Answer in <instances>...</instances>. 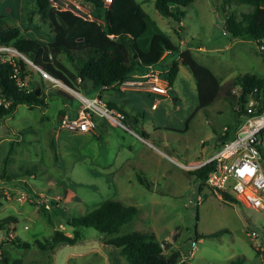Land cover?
<instances>
[{"label": "rangeland", "instance_id": "obj_1", "mask_svg": "<svg viewBox=\"0 0 264 264\" xmlns=\"http://www.w3.org/2000/svg\"><path fill=\"white\" fill-rule=\"evenodd\" d=\"M64 1L76 6L72 0ZM137 1L149 15L143 41L157 32L182 50L190 47L199 63L209 66L218 77H226L225 83L231 84L247 72L263 76L264 49L254 41L234 42L226 32L223 0H194L182 9L185 17L181 28L156 10L154 0ZM36 9L34 0H0V17L5 22L0 28L12 25L23 36L48 40L50 29ZM233 10L237 14L251 11L248 7ZM79 11L88 13L81 6ZM199 46L204 51H198ZM177 58L173 54L155 67L170 68ZM29 70L30 82L39 81V73ZM126 87L149 89L148 85ZM233 89L239 94V86ZM99 92L80 93L93 99ZM169 92V97H152L134 90H105L102 101L123 107L139 126L125 121L117 124L114 118L96 115V129L88 132L70 131L60 125L57 111L61 100L47 109L18 105L5 121L9 133L0 138V172L13 145L15 157L7 167L8 174H23L30 169L34 175L0 185V220L14 219L4 230L0 264H5L3 257L9 264L16 260L21 264H54L58 246L43 251L37 241L44 242L56 230L73 237L69 221L108 200L135 207L136 216L112 235L80 228L79 242L106 243L112 237L140 231L165 242L166 255L179 251L178 264H264V213L226 201L182 166L208 159L220 147L218 138L224 129L233 130L239 125L237 102L221 97L198 109L195 79L182 64ZM79 96L74 92L73 97L66 98L69 107L77 109L83 104ZM45 205L48 211L43 210ZM252 231L256 238L250 236ZM215 233L219 234L211 236ZM66 264L128 263L114 248L108 254L94 251L71 256Z\"/></svg>", "mask_w": 264, "mask_h": 264}, {"label": "trees", "instance_id": "obj_2", "mask_svg": "<svg viewBox=\"0 0 264 264\" xmlns=\"http://www.w3.org/2000/svg\"><path fill=\"white\" fill-rule=\"evenodd\" d=\"M34 1L36 12L50 29L49 41L23 36L18 27L7 24L0 28V44L14 47L27 56L35 67L79 93L118 89L121 83L158 64L165 53L170 52L177 54L178 59L172 62L162 77L172 86L180 71V65L186 66L196 82L198 109L214 104L221 97L236 103L238 100L245 102L249 95H252L264 103V74L258 77L247 72L237 76L231 84L229 81L224 83L207 65L199 63L190 49L180 51L178 45L157 32L152 36L149 48L144 51L138 40L147 31L149 15L137 0H75L90 11L93 19L77 15L61 5L55 6L50 0ZM193 2L194 0H154L156 10L179 24V28L185 17L182 8ZM234 7H248L251 11L237 14L233 10ZM222 9L225 12L226 32L230 33L233 39L264 44V0H223ZM4 23L0 17V24ZM19 64L20 76L28 78L29 92L16 84L12 77L11 65L0 62V97L11 103L9 108L0 105V127L20 104L42 108L47 106L43 82H30L29 68L38 72L41 80L44 78L37 69L29 67L23 60H19ZM235 86L240 87L239 94L234 91ZM120 112L124 116L127 114L121 109ZM95 116L93 114L94 118ZM123 121L128 123L125 117ZM236 127L218 138L221 144L234 136ZM10 146L0 172L2 181L9 183L21 176H33L34 172L30 169L24 170L23 174H8L7 167L14 152L13 145ZM210 171L211 167L205 166L187 172L194 173L206 185ZM202 189L203 186L200 187V190ZM1 194L2 191L0 196ZM223 198L239 203L227 194L223 195ZM2 206L3 202L0 200V209ZM42 208L44 211L49 209L47 205ZM136 214L135 207L108 200L88 214L69 221L68 226L73 230V237H69L62 230H56L51 237L46 238L44 242L37 241V244L43 251L54 250L62 243L75 244L82 238L80 228H93L100 234L112 235ZM13 221V218L0 220V229H7V225ZM217 234L219 233L211 236ZM106 243L117 248L119 255L128 264H178L181 260L179 251L166 255V243L159 242L152 233L133 231L125 236L112 237ZM2 261L9 264L4 257ZM11 264L21 263L16 260Z\"/></svg>", "mask_w": 264, "mask_h": 264}, {"label": "built area", "instance_id": "obj_3", "mask_svg": "<svg viewBox=\"0 0 264 264\" xmlns=\"http://www.w3.org/2000/svg\"><path fill=\"white\" fill-rule=\"evenodd\" d=\"M55 6L61 5L84 18L91 19L89 13L79 11L80 5L76 6L64 0H50ZM71 2V0H69ZM93 19V18H92ZM260 48L264 49V44L257 42ZM23 60L29 67L37 69L42 77L54 83H61L50 76L47 72L35 67L34 63L24 54L10 45L0 44V62L9 63L12 67V77L16 84L29 92L28 78L20 76L19 60ZM121 85L126 86H149V91L169 96V85L160 72L149 70L140 77V80H126ZM80 113L76 119H65L61 126L75 132H88L96 129V122L93 114L114 118L118 124H122L124 115L115 112L107 106L100 98L99 94L93 98L83 99ZM0 105L9 108L10 101H5L0 97ZM236 111L240 120L235 129L234 136L225 140L212 156L202 162L182 165L189 171H195L202 167L209 166L211 171L206 179V185L217 193L230 195L239 203L247 207L254 208L264 213V103L260 99L249 95L245 102L237 101ZM229 131L224 129L223 136ZM251 237L256 238L257 234L252 231Z\"/></svg>", "mask_w": 264, "mask_h": 264}, {"label": "crops", "instance_id": "obj_4", "mask_svg": "<svg viewBox=\"0 0 264 264\" xmlns=\"http://www.w3.org/2000/svg\"><path fill=\"white\" fill-rule=\"evenodd\" d=\"M111 1V0H110ZM192 4V3H191ZM190 4V5H191ZM189 5V6H190ZM143 6V5H142ZM85 10H88L86 7L82 6ZM188 7V6H187ZM182 9H186L185 8H182ZM183 11V10H182ZM88 13L90 14V11L88 10ZM87 14V13H86ZM91 19L93 18L92 16L90 17ZM183 22H181V25H182ZM155 33L151 34L150 38L147 39V41H143V37H141L139 40H138V44L139 46L142 48L143 46H145L147 49L149 48V45H150V41L152 39V36L154 35ZM48 40L46 39V41H49V36H47ZM240 41V40H238ZM236 39H234V42H238ZM181 46H182V43L183 41L180 42ZM231 44V43H230ZM234 44V43H233ZM229 44L227 45V48H229ZM198 48V51H204V47L202 46H199L197 47ZM143 49V48H142ZM188 49H191L190 47H188ZM180 51H184L182 49H180ZM220 51V49H219ZM171 55H173L172 53L170 52H166L165 55L163 56L162 60L158 63V64H162L163 62H165ZM178 59V58H177ZM157 65V64H156ZM209 67V66H208ZM210 68V67H209ZM152 69L156 72H160L161 74H164L165 72H167L169 70V68H161V69H157L155 67V65L152 67ZM211 69V68H210ZM149 69H147L145 72H140V73H137L135 74V76L133 78H131L130 80H140V77L143 76ZM213 71V70H212ZM214 73V72H213ZM215 74V73H214ZM216 75V74H215ZM217 76V75H216ZM218 77V76H217ZM220 80H222L224 82V79H226V77L222 78V77H218ZM42 78L39 77V81H42L43 82V89H45V94H46V101H47V106L42 108V109H47L49 105H51L54 101H60L61 100V104L62 106H59L58 108V111H57V118H58V122L59 123H62L63 120L65 119H76L80 113V108L82 106V104L79 106V108L75 109V108H71L69 107L68 105V100L66 99L68 96H72L73 97V91H71L70 89L66 88L64 85V87H61L59 85H49V81L46 80V79H43L41 80ZM175 82V81H174ZM225 83V82H224ZM170 86V85H169ZM170 88H172V86H170ZM109 89H114V88H109ZM109 89H106V90H109ZM74 90V89H73ZM114 90H120L122 92H128V91H138V92H147L150 96L154 97V96H161V97H169V96H164V95H159V94H156V93H153L151 91H149L148 89L146 88H136V87H126L124 85H119L118 86V89H114ZM105 90H102L101 92L99 93H96V96L99 94V97L100 99L102 100V95H103V92ZM77 92V91H76ZM172 93V92H171ZM77 94H81L79 92H77ZM175 100H177L175 97H174ZM104 102V101H103ZM106 103L107 105H109L108 107L111 108L112 110H114L115 112H118V113H121L123 114L122 112H120V109L121 110H124L125 109L123 107H119L115 102H112V101H107V102H104ZM60 105V104H59ZM112 105V106H110ZM155 106V104L153 105ZM40 107V106H38ZM114 107V108H113ZM46 111V110H45ZM127 114L124 116L126 118V120L129 122V123H134L136 127H138V121L136 118H133L131 119V116L128 114L127 111H125ZM124 115V114H123ZM118 124V123H117ZM61 125V124H60ZM23 140V138H22ZM19 142L21 140H18ZM144 141L148 142L147 139H144ZM149 143V142H148ZM15 156L12 154V159L14 158ZM10 160V163H12V161L14 160ZM172 160H174L172 158ZM175 161V160H174ZM178 163V162H177ZM179 165H181L182 163H178Z\"/></svg>", "mask_w": 264, "mask_h": 264}, {"label": "water", "instance_id": "obj_5", "mask_svg": "<svg viewBox=\"0 0 264 264\" xmlns=\"http://www.w3.org/2000/svg\"><path fill=\"white\" fill-rule=\"evenodd\" d=\"M60 82V81H59ZM65 87L69 88L71 91L77 93L72 88L66 86L64 83L60 82ZM9 133V128L5 125V122L0 127V138ZM2 178L0 175V185L2 184ZM5 231L0 229V243L3 240ZM115 247L108 243H103L101 240H88L83 242H77L75 244L62 243L57 247L54 252L55 261L54 264H66V261L71 256H81L88 253L98 251L103 254H108Z\"/></svg>", "mask_w": 264, "mask_h": 264}, {"label": "bare ground", "instance_id": "obj_6", "mask_svg": "<svg viewBox=\"0 0 264 264\" xmlns=\"http://www.w3.org/2000/svg\"><path fill=\"white\" fill-rule=\"evenodd\" d=\"M161 76H162V74H161ZM168 82V81H167ZM63 85V84H62ZM168 85H169V83H168ZM67 88V87H66ZM69 89V88H68ZM169 89H170V86H169ZM170 96V95H169ZM82 97V96H81ZM83 99H85L86 100V98H84V97H82ZM123 115V114H122Z\"/></svg>", "mask_w": 264, "mask_h": 264}]
</instances>
